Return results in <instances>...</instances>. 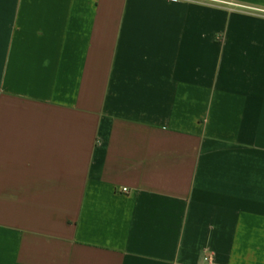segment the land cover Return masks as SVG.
Here are the masks:
<instances>
[{
	"label": "crops",
	"instance_id": "0c3cea01",
	"mask_svg": "<svg viewBox=\"0 0 264 264\" xmlns=\"http://www.w3.org/2000/svg\"><path fill=\"white\" fill-rule=\"evenodd\" d=\"M205 256L264 264V0H0V264Z\"/></svg>",
	"mask_w": 264,
	"mask_h": 264
},
{
	"label": "built area",
	"instance_id": "2783aa9c",
	"mask_svg": "<svg viewBox=\"0 0 264 264\" xmlns=\"http://www.w3.org/2000/svg\"><path fill=\"white\" fill-rule=\"evenodd\" d=\"M174 1H182V0H174ZM125 190V189H124ZM126 191V190H125ZM204 260H205V262H207V264H210V262H211V257L210 256H205L204 257Z\"/></svg>",
	"mask_w": 264,
	"mask_h": 264
}]
</instances>
